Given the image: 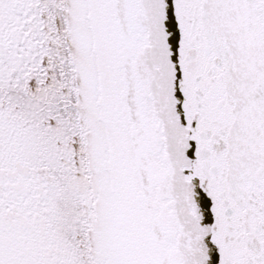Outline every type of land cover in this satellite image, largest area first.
Returning <instances> with one entry per match:
<instances>
[{
  "label": "snow or ice",
  "instance_id": "obj_1",
  "mask_svg": "<svg viewBox=\"0 0 264 264\" xmlns=\"http://www.w3.org/2000/svg\"><path fill=\"white\" fill-rule=\"evenodd\" d=\"M0 264H264V0H0Z\"/></svg>",
  "mask_w": 264,
  "mask_h": 264
}]
</instances>
